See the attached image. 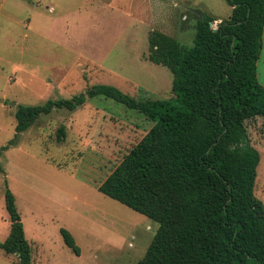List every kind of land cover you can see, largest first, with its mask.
Listing matches in <instances>:
<instances>
[{
  "label": "rangeland",
  "instance_id": "obj_1",
  "mask_svg": "<svg viewBox=\"0 0 264 264\" xmlns=\"http://www.w3.org/2000/svg\"><path fill=\"white\" fill-rule=\"evenodd\" d=\"M228 19L225 0H0V242L10 230L6 187L15 196L32 264H136L158 224L98 186L151 127L136 112L95 98L74 112L40 117L15 137L16 106L70 99L105 84L171 99V72L148 60V35L185 46L203 15ZM259 59L264 71V31ZM260 162L254 195L264 203V120L246 122ZM66 137L57 142V130ZM73 236L79 254L60 229ZM0 264H20L0 249Z\"/></svg>",
  "mask_w": 264,
  "mask_h": 264
},
{
  "label": "trees",
  "instance_id": "obj_2",
  "mask_svg": "<svg viewBox=\"0 0 264 264\" xmlns=\"http://www.w3.org/2000/svg\"><path fill=\"white\" fill-rule=\"evenodd\" d=\"M225 2L229 18L214 31L209 24L216 19L203 15L195 23L192 45L159 31L149 33L148 60L171 72V99L98 84L70 99L16 106L14 140L40 117L74 112L95 98L121 105L151 124L96 186L158 224L136 264H264V203L254 195L260 155L245 125L264 120V86L257 78L264 0ZM65 137L61 126L56 140ZM14 144L10 141L0 152ZM4 204L10 230L0 249L20 264H32V247L7 187ZM60 234L78 255L70 232L61 228Z\"/></svg>",
  "mask_w": 264,
  "mask_h": 264
},
{
  "label": "crops",
  "instance_id": "obj_3",
  "mask_svg": "<svg viewBox=\"0 0 264 264\" xmlns=\"http://www.w3.org/2000/svg\"><path fill=\"white\" fill-rule=\"evenodd\" d=\"M264 31V30H263ZM261 51H262V48H261ZM261 53V52H260ZM260 59V58H259ZM257 78H258V82L264 86V71L262 74H260V71H259V60H258V63H257Z\"/></svg>",
  "mask_w": 264,
  "mask_h": 264
},
{
  "label": "water",
  "instance_id": "obj_4",
  "mask_svg": "<svg viewBox=\"0 0 264 264\" xmlns=\"http://www.w3.org/2000/svg\"><path fill=\"white\" fill-rule=\"evenodd\" d=\"M209 25H210L211 28H213V24L212 23H210ZM213 30L216 31V28H213Z\"/></svg>",
  "mask_w": 264,
  "mask_h": 264
}]
</instances>
